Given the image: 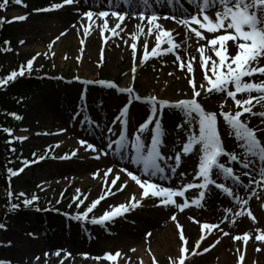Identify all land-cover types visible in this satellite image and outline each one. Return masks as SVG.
Masks as SVG:
<instances>
[{
  "label": "snow or ice",
  "instance_id": "1",
  "mask_svg": "<svg viewBox=\"0 0 264 264\" xmlns=\"http://www.w3.org/2000/svg\"><path fill=\"white\" fill-rule=\"evenodd\" d=\"M16 5H20L27 9L29 6L24 3V0H12ZM111 3V0H109ZM131 4L132 0H128ZM189 4H195V8L185 14L180 11L178 14L164 15L155 10H149L148 6L150 0H141L143 9L137 10L139 20L143 26L140 27V33L144 32V28L148 29L147 35L155 37V45L150 51L147 40L139 46L138 42L141 39L140 34L133 35L129 33L132 43L129 39L124 38L121 33L124 31L122 24L126 18L131 17V12H124L122 10L93 11L91 9L83 11L81 20L85 18L87 23H81L78 31L83 33V38L80 43L82 47H86L87 37L92 34L93 29H100L103 37V45L106 46L109 40L119 38L123 45L129 47L132 51V68H131V82L132 86H120L116 82H109L107 80H81L79 76L75 80L80 81L86 85L102 86L106 90H115L118 95L125 97V103L118 110L117 114L112 118V126L107 128V132L111 133L108 137L107 143L104 145H97L94 142H89L87 139H79V148L73 150L70 154L60 156L59 159L70 160L77 157L80 148L93 154V158L100 160L109 155L110 150L115 145L114 155H118L120 159H128L129 165H135L137 170H130L128 165L118 167L115 171L112 166H108L103 173L97 169L92 173L93 179L100 178L102 180V194L98 198L89 201V194H85L82 189L76 188L75 195L72 198L73 204L79 209L75 215L65 213L64 215L70 221L77 224H91L98 225L103 228H108L111 223L116 222L121 217L127 215L128 212L135 210L142 206L143 201L149 197L164 207H171L176 209L179 213H184L186 209L193 206L196 208H204L206 193L210 192V186L218 189L230 202L239 206L238 211H233L232 207L224 208V217L219 223L201 222L195 217L189 216L190 222L199 225L200 236L195 242V250L189 247V238L186 235L185 226L177 218L176 214H172L170 219L174 222L178 229L179 245L178 253L175 257L168 256L169 264H186V260L191 254L195 257L197 254L203 255L210 252L220 244V236L229 237V231L224 230L221 224L229 219V214L234 217L247 216L255 224L257 217L250 209V200L255 197L257 200L261 197L257 194V188H264V111H254L256 105L264 106V0H188ZM81 3V0H61L58 3H52L45 8H34V12H49L64 8L65 6H73ZM176 0H165V6L168 4H175ZM9 0H0V10H7ZM113 7H116L113 4ZM77 11L79 9L77 8ZM109 17L115 18L117 23L112 27L109 23ZM161 18L171 19L178 25L185 29L183 33L184 41L177 42L174 36L175 30H169L164 27L159 21ZM28 14L13 17L8 20L7 17L0 18V24L12 23L16 21H26ZM99 21V23H97ZM146 23H143L145 22ZM71 27H77L73 24ZM110 33V35H108ZM66 34V30L61 32L51 41L47 48L52 49L53 44ZM177 35L179 33L177 32ZM195 37L196 43L199 47L196 51L199 53V68L202 73V78L199 82L196 80L195 67L197 57L192 56L190 59H184L181 56V50L187 45V41ZM203 42V43H201ZM21 45L25 44L24 40H20ZM4 47L0 51L8 53L12 51L10 41H4ZM168 46L165 48V46ZM119 46V45H117ZM102 48L98 66H102L105 59L104 50ZM169 54L173 55L172 63L177 66L179 71L185 72L188 83L192 89V96L178 101H170L162 99L158 96L149 95L147 97L141 96L135 88L138 71L145 66H151L150 61L153 59H160ZM41 53L37 52L34 56L26 61L25 64L20 65L18 70H12L6 76L0 78V89H5L10 83H14L18 77H23L31 74L34 70V61ZM46 58L49 52L43 54ZM51 55H55L54 52ZM67 59V56L64 57ZM79 60L80 57H77ZM186 70V71H185ZM125 76L129 73L125 72ZM169 76L173 73L169 72ZM256 93L257 95H253ZM212 94H222V102L219 104V113L217 111L206 110L202 100L210 97ZM246 98H237L238 95ZM234 102V109L226 108L228 99ZM81 99L87 100V90H82ZM255 101V104L253 103ZM134 102H140L141 105L147 106L148 115L140 122L138 127L129 130L130 124V109ZM166 109H172L182 114L184 123L178 124L177 127L181 129L182 133H186L185 138L178 150L173 151L168 155L166 151V132L163 125V117ZM248 114L251 117H258L259 123L250 126L251 121L246 117ZM13 118L22 119L16 113H10ZM75 116H80L81 111H76ZM244 117V119H242ZM222 121L230 129L229 134L234 137V140L239 142L240 149L243 150L244 158L242 159L235 151H231L225 147V141L222 139L220 124ZM95 125V121H90ZM119 123L120 127L115 125ZM187 126V127H185ZM2 131L9 136H12L13 130L7 127L2 128ZM26 131V129H25ZM64 130L61 129V132ZM40 133H37L39 135ZM46 135L48 133H45ZM118 137V138H115ZM27 136H14L12 139L6 141L9 145L14 141L24 142ZM199 149L197 150V147ZM55 148L60 147L57 143ZM53 150L52 146H48L45 154L37 155L32 153L33 159H23L21 161L22 167L14 169L8 167L6 169V181L8 188H6V197L12 200L13 197L19 199L23 197L22 203L24 206H33L40 197L33 193L30 197L23 191L14 193L11 190V182L15 177L20 176L25 172V169L31 164L39 163L48 157V152ZM10 152H15V147L9 148ZM199 152V159L197 169L194 170V178L191 182H185V171L178 169L182 163V156L187 157L195 152ZM127 153V156L124 154ZM52 159H57L56 156H51ZM11 163V161L9 162ZM119 163V161H117ZM258 163L257 168L255 164ZM242 165V173L237 172V168ZM251 169V171H249ZM143 173V178L140 173ZM171 173L178 176L181 183L179 187L164 186L154 178L164 180L170 178L166 173ZM121 175L125 179L121 180ZM242 176L247 179V183L242 179ZM111 177V178H110ZM215 177V178H214ZM258 177V178H257ZM223 181H231L232 186L225 182H218L219 179ZM129 181L134 182L135 185L142 190L141 199L138 201L136 193L130 195V199L126 203L119 205H110L109 209L104 211L102 215H93L102 201H105L109 196L115 195L116 192H123L129 185ZM199 181V182H197ZM119 182V185H118ZM41 182L37 187L40 191H46ZM116 189V192L113 189ZM192 189H201L197 198L189 199L186 192ZM246 193L241 195L240 193ZM64 193H61V203ZM83 197V199L81 198ZM177 198H180L179 200ZM85 202H88L87 205ZM12 209H19L20 204L11 203ZM39 210V209H37ZM51 211V209H45ZM56 211H59L57 209ZM233 222L235 220L233 219ZM4 224H0V229L4 228ZM71 227V225H68ZM216 233V238L208 246L200 251L201 244L208 239V236ZM254 240L264 244V230L260 227L254 229ZM207 233V234H205ZM151 236V233H147ZM252 234L245 231L242 234L231 235L232 241H241L242 246H238L236 251L239 253L237 264H244L246 246ZM135 252L136 249H130ZM255 251H261L260 247H256ZM151 264H157L156 256L152 253L150 247L146 248ZM54 256L59 258V264H64L65 260L72 256V253L63 249H57ZM45 257L49 253H44ZM85 258L87 253H82ZM121 251L105 253L103 257L96 256L93 259L99 261L101 259L111 262V264H119V259L122 258ZM38 259V257H37ZM131 258L127 257L125 264H130ZM0 264H10L9 261L0 260ZM139 264H143V260H139Z\"/></svg>",
  "mask_w": 264,
  "mask_h": 264
},
{
  "label": "rangeland",
  "instance_id": "2",
  "mask_svg": "<svg viewBox=\"0 0 264 264\" xmlns=\"http://www.w3.org/2000/svg\"><path fill=\"white\" fill-rule=\"evenodd\" d=\"M41 1L42 3H38L37 0H24V3H27L29 6L27 9L18 5L16 7H7L6 11L0 10V18L7 17L8 20H12L13 17L19 15L28 14V19L26 21L16 22V31L13 34V40L17 46L15 49V54H9L4 62L1 61L0 68L4 72L8 71L10 68L15 69V65H20L23 63L25 64L28 59L39 52L41 55L38 56L34 61V70L32 73L41 75L43 72H48L52 75V77L55 78L49 85H46L42 89L31 94L29 98V104L21 116L22 119L19 120L18 128L15 132H13V136L28 137V139L24 142L18 143L20 145L17 153L18 167L22 166L21 161L23 159L32 160L33 152H36L39 156L45 154L48 146H52L53 150L48 152L49 158L46 159V161L43 160L40 163L31 164L25 169L24 173H21L20 176L14 178V193L23 191L28 194L29 197L35 193L40 197V199L36 204L29 207V209H31L26 212V218H22V215L20 214H17L15 217L6 218L5 220L2 217L0 218V224L5 225L4 228L0 229V260L11 262L18 255V250L16 249L19 247L21 248V245H27L29 241H33L35 243L36 249L32 251L29 257L38 264H59V258L52 254L57 249H63L72 253L70 264H111V262L105 261L103 259H101L99 262L93 263V257H103V255L108 252L114 254L118 250L121 251L122 254H126V256L122 255V258L119 259V264H125L127 257L131 258L130 264H137L135 261H132V255L130 254L131 245H129V241H133V239L142 241L148 237L146 235L147 233L160 228H165L166 225L171 222L170 216L172 214H176L177 217L179 214L181 215V220L185 226V229L189 226H193L197 230L195 234L188 236L189 247L190 249L195 250V242L199 239L200 228L199 225L190 222L188 217H195L202 223H219L225 215L224 210L221 212L215 211V207L212 208V212L209 211L210 206L215 202L209 197V192L206 193L204 208H196L193 206L189 209H186L184 213H179L176 209L171 207L166 210V208L163 205H160L158 201H154L153 198L149 197L151 200L147 199L141 207L130 211L126 216L119 218L114 223H111L107 229L104 228L107 231V234L104 236V239H102L100 243H96V246L94 245L92 249L87 246H74L67 240L61 241V243L52 242L54 239L61 240V238H66L70 232L74 233L76 229L75 227L78 225L77 223L70 221L67 216L64 215L65 213L75 215L79 210L75 204H73L72 207H69V205L72 204V198L75 195V189L80 188L85 194L90 193L89 201H92L95 195H98L99 193L102 194V184L100 183L102 180L97 183L96 181L99 178L93 179L92 173H94L97 169L103 172L108 166L117 164L115 162L111 163L108 158L102 159V161L96 160L93 158V154L85 151L84 148H80V152L77 157H74L70 160L59 159L60 156L70 154L73 150L80 147V145L78 147L74 145L75 141L78 142L79 139H87L89 142L92 141L90 138H85L84 135H77V132L72 130V128L75 127L77 123L79 124L80 128L87 131L89 130L95 134H97L99 130H101L104 134L105 131L108 133L107 128L112 126V118L125 103V97L122 95L117 100L116 97L118 96L114 92L115 90H107L106 92H102L98 86L82 84L80 81L75 80V77L79 76L81 80L93 81H99V79H103L109 82H116L121 86H132V51L129 47L123 45L119 38L109 40V43L105 48L103 45V37L101 35L100 29H93L92 34L87 37L86 47H82L80 41L83 38V33L78 31V34H68L69 36L66 37L67 31L71 28L73 29V27H71L73 24L77 25L75 28H79L81 23L86 24L87 20L85 18L82 21L81 14L83 11L89 10L91 8L85 6L83 4L84 2L81 1V3L78 5L65 6L64 8L56 11L39 13L34 12V8H45L50 6L52 3L61 2V0ZM137 4L139 5L140 3L137 1L136 5ZM107 6L105 4L103 5V9L94 8L91 10H106L109 12L114 10H123L121 8L115 7L108 8ZM77 8L79 11H77ZM97 23H99V21H97ZM109 23L112 27H114L117 23V20L109 17ZM122 25L124 31L121 33V35L124 36V38L129 39V43L134 42L129 37V33L133 35L140 34L141 39L138 42V48L147 40L150 51L152 50L154 47L153 43L155 41V37H149L146 32L140 33V27L143 25L138 24V26L134 28H126L125 24ZM65 30L66 34L61 36L60 39L53 44L52 49L49 50L47 45ZM127 30L128 34L124 35ZM108 35H110V33ZM20 40H24L25 44L21 45L19 43ZM187 42L189 43V49H191V46L193 48L199 47V45L196 43L195 37L189 39ZM166 47L168 46L166 45ZM102 48H105L103 53L105 59L102 63V66H98V60L100 59ZM45 52H49L47 58L43 55ZM52 52L55 53L54 56L51 55ZM65 56H67V59L64 58ZM77 57H80V59L78 60ZM173 58V55L169 54L167 56L161 57L160 59H153L149 62L151 66H145L142 70L138 71L135 88L141 96L147 97L149 95H153L162 99H168L173 102L180 99L190 98L192 96V89L188 83L185 72L179 71L177 69V66L172 63ZM194 67L196 80L199 82L202 78V73L199 68V56L197 57V63L194 65ZM49 69H52V72H49ZM125 72H128L129 75L125 76ZM169 72H172L173 75L169 76ZM69 85H75L74 92H76V99H80L78 96L84 87H88L90 97L93 98L92 102L95 101L98 94L102 99L99 101L101 102L100 104H98L99 102L90 103L91 105L87 106V108L84 105H80V109H72L67 115L71 121L64 124L61 120L57 119L58 117L55 116V112H58L59 109L54 107V105L59 97L61 98L68 94L69 91H66V89ZM56 89H60V92L54 96V98L47 99V94ZM253 95L257 94L253 93ZM221 96L222 94H214L212 95V98H208L207 100L204 98L202 103L206 110L217 111L219 113L220 103L217 105V102L218 100H221ZM106 99H108L107 102ZM109 99H111V102L114 106L106 111L105 106L109 105ZM230 100L231 99L229 98L228 101ZM234 107L235 106L233 102L227 109L232 110ZM35 109H38L41 112L43 110V113H46L48 117L43 120L38 114L33 116ZM142 109L146 111L145 113L147 115L149 114L147 106L141 105L139 102L133 103L130 109V116L138 111L141 112L142 115ZM78 110L81 111V115L75 116L74 114ZM253 110L264 111V106H256ZM165 112L166 114L171 113L173 116L176 115L174 121L169 120L167 115L164 117V120H168L167 123L170 127L168 130L170 133H167L166 131V144L168 146H173L175 148L173 151H175L180 148L183 139L186 136V133H182L181 129L177 127L178 124L184 123V118L181 113L172 109H166ZM246 116L259 121L258 117H251L248 114H246ZM242 119H244V117H242ZM92 120L96 122L95 125L90 122ZM104 120H106V122H104ZM134 125H136V123ZM115 127L119 128V123H117ZM61 129L64 131L61 132ZM220 130L222 139H224L225 147L227 149L235 151L234 149H231L232 145H237L240 149L239 142L235 141L234 137L229 134L230 129L222 121V119ZM173 131H176L177 134L181 136L180 145L179 143H177V145L171 143L175 138L172 134ZM37 133L40 134L37 135ZM45 133L48 134L46 135ZM67 133L68 135L66 136ZM63 135L65 136L64 138ZM70 138L73 141V145L65 142ZM57 143H60L59 148L54 147ZM104 143L106 144L107 141ZM196 147L198 150L199 146ZM113 150L115 151V148ZM163 151H165V149ZM173 151L171 153H166L171 155ZM53 155L56 156L57 159H52L51 156ZM198 159V151H196L195 154H191L187 157L182 156V163L178 169V172L185 171L190 172V175H194V170L197 169ZM255 166H257V164H255ZM258 167L259 165L257 168ZM60 168L62 170H60L58 174L54 173V170ZM50 171H52L53 174H48ZM237 172H239V170H237ZM44 174L46 175L45 177ZM166 175H171L173 177V180H175L173 184L174 186L178 187L180 185L181 181L178 176H174L171 173H166ZM57 178H61V180L56 182L55 179ZM86 178L90 179L89 182L82 181ZM242 179L245 180L244 177H242ZM184 181L189 182V179H184ZM218 181L223 180L221 178ZM41 182H44L43 186L46 188V191H40V189L37 187V185H40ZM245 183H247V179L245 180ZM132 188L133 185L126 188L123 192H116V189L114 188L113 191L116 192V194L113 195V198L111 199L112 196H109L105 201H102L101 205L98 206L93 215H102L101 213L108 210L110 205H114V203L119 202L118 200H122V203L125 198V194H130ZM200 190L195 189L194 192L190 191L186 195L190 200L197 198ZM258 190H264V188H257L256 191ZM61 193H64L63 200L61 203H58V201L61 200ZM241 195L246 196V193ZM81 198L83 199V197ZM113 199H115L114 202H111ZM22 200L23 197L16 199V201L21 202V205H23ZM251 200L254 201V197ZM261 202L262 204H256L255 206L252 204V202L249 203V206L251 207L250 209L257 217V222L255 224L246 215L243 217L233 218L230 214L229 219L225 221V223L221 224V227L224 228V230L226 229L229 231L230 236L237 233L242 234L245 231L252 234L253 238L250 239L247 244V247L250 250L249 255L253 254L256 247H260L261 251L263 252L261 254L262 258H254V264H264V244L254 240V229L256 227H260L262 230H264V200ZM85 203L87 205L88 202ZM116 204L119 205L118 203ZM228 204L229 205L226 207H232L233 211L239 210V206L235 205L234 203L230 202ZM158 205L164 208H162L164 213H167L163 217H161L159 210L160 207H158ZM45 209H51V211H46ZM57 209H59V211H56ZM46 212L50 214L48 215ZM148 217L151 218L155 223H147L146 219ZM233 219L235 220V223L239 225L234 227L238 228L234 229L233 226L226 228L225 225H229L230 222L231 224L234 223ZM68 225H71V227H68ZM79 225L82 226V230L87 232L88 236L96 235L99 231L98 228H100V230H104L103 227L98 225H96L97 229L90 228L91 224L81 223ZM29 230L31 231L30 233L28 232ZM176 234L178 240V233ZM186 235H188L187 230ZM154 237H156V235ZM154 237L151 236L149 240H152ZM215 238L216 233L213 231V234L208 236V239L205 240L203 244H201L200 251L213 242ZM219 238L221 239L223 236L221 235ZM14 239H20L24 242L21 241L20 245L15 246L14 243L10 242ZM231 241V239L226 238V241H224L220 250L213 249L208 253H204L203 255L197 254L195 257H192L191 254H189L186 264H237L238 254L233 252H235L238 245L241 244L240 246H242V242ZM8 242L11 244H8ZM67 242L69 244H67ZM179 242L180 241L178 240V243ZM91 244L89 243L88 245ZM224 251L229 252L228 254L230 257L227 258L225 262H220V253H223ZM45 252L49 253L47 257L44 255ZM82 253H87L88 257L85 258L83 255H81ZM170 255L173 257L176 256L174 252H171L164 258L159 256L157 264H169L167 258ZM248 258H250V256ZM64 264L69 263L65 260ZM148 264H151V261H149ZM244 264L252 263L247 262V258H245Z\"/></svg>",
  "mask_w": 264,
  "mask_h": 264
},
{
  "label": "bare ground",
  "instance_id": "3",
  "mask_svg": "<svg viewBox=\"0 0 264 264\" xmlns=\"http://www.w3.org/2000/svg\"><path fill=\"white\" fill-rule=\"evenodd\" d=\"M81 1L84 2L83 4L85 6L91 8V9H94V8L103 9V5H105V4L106 5H110V6H113V4H115L116 5L115 8H121V9H123L122 11H126V12H131L132 13V16L126 18L125 22L123 23V24H125L126 28L127 27L128 28H131V27L134 28V27L138 26V24L143 25L142 22L139 20L138 15L136 14L138 9H141V10L143 9L144 6L142 4H139V5L137 4L136 5L135 2L134 3L132 2L130 4V3H128V0H123V3L121 2L122 0H111V3L109 2V0H81ZM192 6L193 5L192 4L190 5L189 2H187L184 5L182 0H176L175 4H168L167 6H165V0H153L149 4L148 8H149V10H155V11H158V12H162L164 15H168L170 13L171 14H178L180 11H184L185 14H187L189 11L192 10ZM110 20L113 21L112 19H110ZM114 20H116V19L114 18ZM159 22L162 25H164L165 28H167L169 30H175L174 31V36L176 37L177 42H181L182 43L184 41L185 37H184L183 33L185 32V29L182 26L178 25L175 21H173L171 19L161 18ZM143 23H146V21L143 22ZM78 29L79 28H75V27H73V29L71 28L70 30L67 31V36L66 37H68L69 35L78 34ZM144 32L148 33V29L145 28ZM177 32L179 33V35H177ZM127 34H128V30H127V32L124 35H127ZM154 45H155V41L153 43V46ZM165 48H166V46H165ZM196 49L197 48H193L192 46H191V49H189V43L187 42V45L185 46V48L183 50H181L182 57L184 59H190L192 56H197L198 57L199 53L196 51ZM74 86L75 85H69L68 88L66 89V91H69L68 94H67V97H70L73 100V102H74V100L76 101V98H75L76 97V92H74V90H75ZM59 92H60V89H56V90H54L52 92H49L47 94V99L54 98V96H56ZM116 95L118 96V97H116L117 100H118L121 95H118L117 93H116ZM212 95H214V94H212ZM212 95L210 97H206L205 99L207 100L208 98H212ZM215 95H217V94H215ZM67 97H65V99ZM237 98H246V94H244L243 96L238 95ZM107 100L108 99H106V102H107ZM80 101H82V99L81 100L79 99V101L77 103H80ZM221 102H222V100H218L217 105L219 103H221ZM108 103H109V105L105 106L106 107L105 108L106 111L109 110L112 106H114L112 104V102H111V99H109ZM232 103H233V101H231V100L228 101V103L226 105V108H229V105H231ZM253 103H255V101ZM262 103H264V102H262ZM66 104H68V103H66ZM214 104H216V103H214ZM256 106H260V105H256ZM69 107L71 108V106H69ZM69 107L67 106L66 108H64L65 109L64 112H61L62 110L59 109V107H58L57 109H59V111L55 112V116L58 117L57 119L61 120L64 124H66L67 122L71 121L68 118V116H67L69 114V112H67V111L70 110ZM40 110H41V108H40ZM40 110L35 109V111L33 112V116H36L38 114L41 119L45 120L48 117V115L46 113H43V110H42V112ZM48 110H49V108H48ZM50 111L52 112L51 109H50ZM255 111H257V110H255ZM145 112L146 111L143 110V114L141 115L142 119H141V116L139 115V114H141V112H139V111L135 112L134 114H132L130 116V124H129L130 132L133 129H135L136 127H138L140 122H143V120L147 116V114ZM144 115H146V116H144ZM166 115H167L168 119L172 120V121H174L175 116H176V115L173 116L171 113L170 114H168V113L166 114V112H165L164 117ZM164 117H163L164 128L166 130H169L170 127L168 126V123H167L168 120L167 121L164 120ZM246 117L248 118V116H246ZM248 119L251 121V125L250 126H254V125L259 123V121L254 120V118H250L249 117ZM52 121H54V120H52ZM104 122H106V120H104ZM135 123H136V125H134ZM48 127H51V126H48ZM70 127H73V126H70ZM72 130L77 132V135H84L85 138H91V139L95 140L98 145H104L105 144L104 142L107 141L106 140L107 137L105 136V134L102 133V131L99 130V132L97 134H95V133H92L89 130L87 131V130H84V129L80 128L78 123H77V125L75 127L72 128ZM172 134H173V137H175L172 140V144H174V145L176 144L177 145V143H179V145H180L181 136L178 135L176 131H173ZM67 135H68V133L66 134V136ZM64 137L65 136L63 135V138ZM115 138H118V137H115ZM65 142L73 145V141H72L71 138L67 139ZM74 145L76 147L79 146L77 141L74 142ZM113 149L109 152V155L107 157H104L102 159H107L108 158L109 161H111V163H113V162L117 163V161H119V163H117L116 165H112L114 171L119 167V165H120V167L128 165L130 170H134L135 169V170L138 171V169H136L135 165H129L127 158L120 159V157L118 155H114L113 154L114 153ZM174 149L175 148L173 146L169 147L166 144V148H165L166 152H170L171 153ZM231 149H234L235 152H237L238 156H240L242 159L244 158V153H243L242 149H239L237 145H232ZM124 155L127 156L126 153ZM102 159H100V161H102ZM257 165H258V163H257ZM60 170H62V169L61 168L60 169H56V170H54V173L58 174V172ZM236 170H239V172L242 173V171H243L242 165L239 168H237ZM249 171H251V169H249ZM101 173H103V172H101ZM48 174H53V173H52V171H50ZM140 175L143 178V173L142 172L140 173ZM45 176L46 175L44 174V177ZM167 176L170 177V178H167V179H164V180H159V178L157 177V178H154V179L157 180L158 182L162 183L165 186H167L169 184H174L175 180H173V177L171 175H167ZM193 178H194V175H190V172H186V176L184 177V179H186V180L189 179V182H191L193 180ZM123 179H125V177L123 175H121V180H123ZM55 180H56V182H58V181L61 180V178H57ZM89 180H90L89 178H86L85 180H82V181H85V182L88 181L89 182ZM245 180H246V178H245ZM99 181H101L100 178L97 179L96 182L98 183ZM197 182H199V181H197ZM218 182H224V181H218ZM100 183L102 184V182H100ZM129 183L130 184L128 185V187L133 185L131 193L135 192L136 196H137V200L139 201L141 199L142 190L139 189V187L137 185H135L134 182L129 181ZM225 183H228L229 186H232V182L230 180L226 181ZM118 185H119V182H118ZM210 189H211V191L209 192V197L211 198V200H214L215 202H214V204H212L210 206L209 211L212 212L211 211L212 208L215 207V209H214L215 211H220L221 212L222 210H224V208L227 205H229L228 203H230V198H227L222 192H220L218 189H214L212 186H210ZM198 190H200V189H198ZM190 191L194 192L195 189L189 190V192ZM131 193L130 194L129 193L125 194V198H124L122 203H126V202L129 201ZM240 194H243V192L240 193ZM257 194L261 197V199L257 200L254 197V201L253 200L250 201V203L252 202V204L254 206L256 204H260V203L262 204L261 201L264 200V190H258ZM99 195H101V194L99 193L98 195H95L93 200L98 198ZM224 196H225V199H224ZM112 198H113V195H112L111 199ZM114 200L115 199H113L111 202H114ZM148 200H151V198H148ZM118 201L119 202H116V203L120 204L122 200H118ZM145 201L146 200H144L143 203H145ZM116 203H114V205H117ZM158 207H160V206L158 205ZM248 207H250V206H248ZM162 208L163 207L159 208L160 213H161V217H163L164 215L167 214V213H164V210H163L164 208L163 209ZM165 208L167 210L170 207H165ZM101 214H103V213H101ZM128 215H130V214H128ZM177 218L182 223L180 214H179V216ZM146 222L147 223H155L149 217L146 219ZM229 226H233L234 227V226H239V225H237L235 222L232 223V224L230 222L229 225H225L226 228H228ZM81 227L82 226L78 224L75 227L76 229H75L74 233L70 232V234H68L66 236V238H61V240L57 239L58 241L56 239H54V240H52V242L61 243V241L67 240L69 243L73 244L74 246H78V245L81 246V247L87 246L90 249H92L94 247V245L96 246V243H100L101 240L104 239V236L107 234V231L104 228H103L104 230H102V229L100 230V228H98L99 231L97 232L96 235L88 236L87 232L85 230H82ZM87 228H89V227H87ZM90 228H92V229L96 228L97 229L96 225H91ZM237 228L238 227H234V229H237ZM186 230H187V234H188L187 236H190L191 234H195L197 232V230L193 226H189L188 228H186ZM150 233H151L152 237H154L156 235V237H154L152 240H149L151 236H148L146 239H143L142 241L138 240V239L137 240L133 239V241H129V245H131L130 249H133V248L136 249L135 252H131L130 251L131 252L130 254L132 255V259H133L132 261H135L138 264L139 260L142 259L143 260V264H148L149 261H151L148 253L146 252V248H148V247L151 248L152 253L156 256L157 261L159 260V256L164 258V257H166V255H169L171 252H174V254L177 255L178 250H179L180 242L178 243L177 234H176V233H178V229L176 228V226H175V224H174V222L172 220H171V222H169L168 225H166L165 228H160L158 230L151 231ZM238 234L239 233L234 234V235H238ZM226 238L230 239V236L229 237H224L223 236V238L220 239L221 240L220 244L217 245L216 248H214V249L220 250L222 248V245H223L224 241H226ZM21 241L22 240H20V239H14L13 241H10V242L14 243L15 246H18V245H20ZM10 242H8V244H11ZM22 242H24V241H22ZM68 242H67V244H69ZM89 243L90 244L92 243V244L88 245ZM240 245H238V246H240ZM21 246H22L21 248L19 247L18 249H16V250H18V255L16 256V258H14L10 262V264H38L37 262H35L34 260H32L29 257L30 254L32 253V251L36 249L35 243L33 241H29L27 243V245H24V246L21 245ZM19 249H21V250H19ZM84 252H85V250H84ZM228 253L229 252H225V251L223 253H220L221 254L220 255V262H225V260L230 257ZM233 253H236V254L239 255V253H237L236 250ZM262 253H263L262 251H259V252L254 251L252 255H249L250 254V250L246 246L245 258H247V262H250V263L254 264V258H257V259L262 258V255H261ZM246 254H247V256H246ZM249 256H250V258H248ZM71 259H72V256L69 259H67L66 261H68V263L70 264L71 263ZM93 260H94L93 263L94 262L96 263V262L100 261V260L97 261L95 259H93Z\"/></svg>",
  "mask_w": 264,
  "mask_h": 264
},
{
  "label": "trees",
  "instance_id": "4",
  "mask_svg": "<svg viewBox=\"0 0 264 264\" xmlns=\"http://www.w3.org/2000/svg\"><path fill=\"white\" fill-rule=\"evenodd\" d=\"M38 3H42L41 0L37 1ZM12 0H9V4L7 6H14ZM0 48L4 47V41H10V46L12 48L11 52L4 53L0 51V63L1 61H5L9 54H15V41L13 40V34L15 33L16 24L12 23H2L0 24ZM18 65H15L17 68ZM11 69V68H10ZM10 69L8 71H3L0 68V78L6 76L10 73ZM50 84L48 79H39L34 76L29 78H21L17 79L14 83H10L6 89H0V218H11L15 217L17 214L22 215V218H26V211L15 212L14 209L11 208V203L20 204V208L27 209V207H22L21 202L16 201V198L13 197L12 200H9L6 197V188H8V184L6 181L7 172L6 169L8 167H12L14 169L17 168V153H18V144L14 142L9 145L6 143L8 141V134L2 131V128L7 127L10 129L17 128L19 124V120L13 118V116L9 115L10 113H16L21 116L29 104V97L33 92L42 89L44 85ZM15 147V152H10L9 148ZM11 161V163H9ZM14 182H11V190L14 192ZM1 223V222H0Z\"/></svg>",
  "mask_w": 264,
  "mask_h": 264
}]
</instances>
